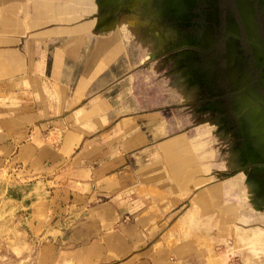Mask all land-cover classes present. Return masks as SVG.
I'll use <instances>...</instances> for the list:
<instances>
[{
	"label": "rangeland",
	"instance_id": "374dc122",
	"mask_svg": "<svg viewBox=\"0 0 264 264\" xmlns=\"http://www.w3.org/2000/svg\"><path fill=\"white\" fill-rule=\"evenodd\" d=\"M23 1L34 20L30 35H55L62 49L125 50L131 65L145 55L131 72L137 96L175 121L173 134L188 131L191 144L205 142L193 150L190 166H210L211 176L184 197L179 186L160 187L153 203L59 201L53 177L69 173L41 162L48 156L32 148L37 139L14 135L21 119L12 115L11 105L20 102L12 92L22 76L9 74L0 53V264H137L141 249L151 252V264H264V86L249 70L241 35L226 27L221 41L222 23L209 17L217 0ZM21 2L0 0V34L7 17L22 33ZM229 41L237 49L234 66ZM219 43L222 61L215 56ZM171 141L158 142L162 168L181 162L165 150ZM196 196L206 200L199 207L191 201ZM192 209L196 219H184Z\"/></svg>",
	"mask_w": 264,
	"mask_h": 264
},
{
	"label": "crops",
	"instance_id": "0c3cea01",
	"mask_svg": "<svg viewBox=\"0 0 264 264\" xmlns=\"http://www.w3.org/2000/svg\"><path fill=\"white\" fill-rule=\"evenodd\" d=\"M21 8L29 12L23 0ZM2 19L8 27L0 34V53L8 58L9 74L22 76L20 89L12 92L20 98L16 106L11 105L16 107L12 115L21 119L14 135L37 139L32 148L40 156H48L41 162L57 174L69 173V178L65 174L53 177L59 201L153 203L158 201L154 195L160 187L179 186L178 195L184 197L207 185L211 167H191L189 158L205 142L191 144L188 131L173 134L175 121L158 111L151 99L137 96L136 76L131 72L144 63L145 55L131 65L126 64L125 50L79 51L76 46L63 50L55 35L47 36L45 31L29 34L34 24L29 13L22 18V33L13 29L14 18ZM210 128L198 131V138H204ZM168 137L172 141L166 152L182 157L175 169L159 166L158 142ZM191 201L199 207L206 200L196 196ZM101 209L114 216L109 206ZM195 213L192 209L184 219H196ZM150 253L141 249L137 264H151Z\"/></svg>",
	"mask_w": 264,
	"mask_h": 264
},
{
	"label": "flooded vegetation",
	"instance_id": "af4514ba",
	"mask_svg": "<svg viewBox=\"0 0 264 264\" xmlns=\"http://www.w3.org/2000/svg\"><path fill=\"white\" fill-rule=\"evenodd\" d=\"M213 15L214 17L217 15L222 23L219 28L221 41H224L223 33L226 27L234 35H241L240 42L248 52L249 70L256 75L258 74L257 76L261 78L264 86V0H217L216 10L214 13L209 14V17L211 18ZM248 42L251 43V48L248 46ZM230 46L235 50L232 62L234 66L237 62V49L229 41L226 53L229 61ZM217 47L218 50L216 49L215 56L225 54L224 43H219ZM216 57L222 59V57ZM257 65L262 67L261 71H257ZM220 68L222 69V67ZM244 76L248 80L249 75L245 74ZM262 92L264 93L263 90ZM260 107L264 111V107L261 105Z\"/></svg>",
	"mask_w": 264,
	"mask_h": 264
},
{
	"label": "bare ground",
	"instance_id": "6f19581e",
	"mask_svg": "<svg viewBox=\"0 0 264 264\" xmlns=\"http://www.w3.org/2000/svg\"><path fill=\"white\" fill-rule=\"evenodd\" d=\"M169 15H168V13H167V17H168ZM163 17V16H162ZM167 17H165V18H167ZM164 18V17H163ZM170 18V17H169ZM165 20V19H164Z\"/></svg>",
	"mask_w": 264,
	"mask_h": 264
}]
</instances>
